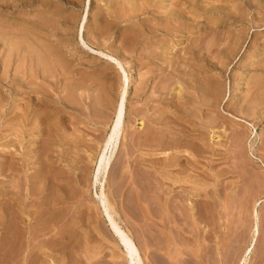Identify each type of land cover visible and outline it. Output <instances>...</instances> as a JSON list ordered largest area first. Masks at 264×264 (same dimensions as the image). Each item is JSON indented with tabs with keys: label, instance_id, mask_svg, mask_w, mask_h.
<instances>
[{
	"label": "rangeland",
	"instance_id": "374dc122",
	"mask_svg": "<svg viewBox=\"0 0 264 264\" xmlns=\"http://www.w3.org/2000/svg\"><path fill=\"white\" fill-rule=\"evenodd\" d=\"M165 2L166 0H0V37H2L0 40V75L1 77L3 76V64H6L7 61L8 67L6 68V71L7 76H9L8 80L10 81L11 78L17 77V75L19 74L18 77L20 76L19 78L21 79L23 84L22 86H20L18 81H12V79V82L10 81L8 83L11 84L10 86L2 87L0 81V99L2 97V100L4 101V97H6L5 100L10 99L11 101L14 97L15 99H17L18 103L26 104V100L28 101H26L27 103H32L33 106L31 107V109H33L35 113H30V120H33L32 118L37 116L38 113L40 114L48 112V114L46 113L47 115L53 116L49 117L50 120L48 119V121H45L44 125L47 127H44V125H42V122L38 125V123L40 122L35 120L37 117H35L33 121L29 120V125L28 123H25V126H28L27 131L29 130L28 128H30L31 130L32 127H35L33 129L34 131H32L33 134H35L37 125L46 128L49 132L47 131V134L44 135L42 139L37 136L28 135V133L27 135H25V126L20 127L16 124L17 116L15 115L17 108L22 106L23 104H19L20 106L18 105L13 114H4L5 121L3 122L5 124L7 122L6 125H4V123H0V175L1 172H3L1 171L2 167H4L3 163L6 166L3 174L0 176V185H2L3 187L6 186L7 189L10 187L9 190L13 192L15 191V194L18 195V197L15 196V199L18 198L16 201L21 202V206L19 205V207L21 208L20 209L19 207H17L20 202H17V204L16 201H13V203H15L10 206L11 212L14 213L16 211V214L18 213V210L19 212L20 210H24L22 211L23 213H21V217H25V215L26 217L28 216L27 218L25 217L24 219L22 218L18 221L16 219L17 214L13 215V213H10V210H7L5 208V204H3V200L5 199H3V197H0V264H15V262L16 264H21V262L24 261L22 259H24V253L26 252L21 254L23 256H18V254L16 253L17 247L19 246V235L17 232L18 223L19 225L23 224L22 226L20 225L21 228H25V230L28 228L26 230L27 232L22 229V234H20V237L23 234L24 237H26V234L29 233L28 236L30 238H27V242L29 241L28 244L30 246L29 257H31L29 259V264H34V262L35 264H42V260L43 264H127V258L124 256V252L118 245L117 240L115 239L114 241L115 237L108 228V225L102 215V211L100 210L98 199L96 198V192H101L100 180L98 181L99 183L97 182L98 184H93L94 169L96 168V163L103 152L106 138L110 133V126L115 115L114 111L121 93V74L120 71L117 70V68H113L115 66L114 62H112L102 54L92 51L90 47L114 54L115 56L117 55V57L121 58L124 61L125 65L127 64L126 68L128 70V73L130 74L129 76L131 77V88L128 95L129 98L127 102V112L124 123V137L122 138L121 144L116 151L114 157L115 160H113L111 169L109 171V176L105 182V190L108 189L105 192H107V196L113 204V208H115L114 210L116 212H114L115 215L117 214V219L120 220L121 224L130 231L138 246L141 248L140 250L142 251L141 253L143 256L144 264H264V0H186L184 1L186 3H184L182 0H167V2ZM174 8L175 10H173ZM129 10H131L132 12ZM168 10L170 12H168ZM161 13H177V16L176 18H172V22H165L164 24V21L160 20L162 17ZM184 13H189V15ZM179 14H183L181 16H189L188 24L191 28L189 34L184 33L186 32L184 31L186 27V25L184 24L185 20L180 19L181 16ZM86 15L87 20L85 25V32L83 34L82 27ZM42 23L45 25H43ZM203 27L207 31L205 32L206 37L204 46L209 49H207L208 51H205L206 53L203 58L206 62H203V59L201 60L202 62L200 60L195 61L193 59L181 60L180 58H182L183 55L185 56L186 54L185 50L186 52H188V50L190 49V45L197 44L198 38L200 37L201 33L204 32ZM158 28L159 30H157ZM162 28L164 31L162 30ZM151 29L153 32L151 31ZM169 29L170 32H167V34L166 31H169ZM5 31L7 32V34ZM26 31L28 32L26 33ZM14 32L17 36L16 37L14 35L15 38L19 40H15L14 36L9 38L10 41H12L13 38V41L15 40L16 42L14 41V43H12L13 41L9 42V39L6 40L8 36H12L8 34H14ZM182 32L184 35H182ZM4 33L6 34V36H4ZM22 39L23 42L20 43L19 41H22ZM181 39L185 42L181 43ZM25 41L27 43H25ZM32 41H34V43H32ZM2 42H4L5 44ZM234 42H237L238 45H240L238 46ZM8 43H11L10 46H8ZM16 43L17 45L20 44L21 46H17ZM29 44H32L33 48L36 47L37 50L33 49ZM37 45H39V47L41 48H37ZM235 45L237 46L235 47ZM14 46H16V48H14ZM19 47L21 49V55L20 51H18V55L15 53L17 51L14 52V50H19ZM24 47L27 48L24 49ZM30 48H32L33 52L35 53H33L32 51L31 52L33 54L27 52L28 50H30ZM234 48L235 50L237 48L238 49L235 51ZM11 49L14 50L12 51ZM39 49H42V51H40ZM54 49H56V51ZM22 50L25 52L23 53ZM37 52H41V54L43 52L45 54V58H47L48 60H44L45 58H43L42 55V57H39V55H37ZM23 54L27 55H24V59L22 58ZM31 54L34 55L32 56L33 59L31 58V56H28ZM155 56H158V58L154 59L156 62L154 60L152 62L151 60ZM27 57L29 58V60L31 59L30 61L33 60L31 63L29 62L32 65L28 63L29 60H26ZM151 57L152 59H150ZM191 60L193 61L191 62ZM44 62L45 64H43ZM169 62H171V65ZM179 62L181 64L178 65ZM24 63H26V66ZM173 63H175V65ZM218 63L219 66L217 65ZM146 65L149 67H147ZM43 66L45 67L43 68ZM176 68H178V71H186V74L183 73V71L177 72L175 70ZM20 71H22V74ZM25 71L30 72L25 73ZM173 71L175 72L173 73ZM200 71L203 72L202 74H204L207 80L209 79L208 83H213L216 80H218L216 82L218 84H221V82L223 83V96L221 95L219 97L220 99H215V97H212L213 95H207L209 101H207L206 107H201V105L199 104H195V106H192L190 109H192L191 113L194 114V116H191L190 118L187 117L186 114L184 115L182 112L172 114V110L180 105L179 103L182 96L184 97L190 95V91L188 92L189 88L187 86L190 80V76L188 74H195L196 72ZM16 72L17 74H15ZM152 72L154 73V75ZM175 73L177 77L176 75H172ZM27 75H29L30 78ZM44 75H47V77H45ZM149 77L151 78V80ZM183 77L185 79H183ZM27 78L30 83L26 82L25 85L27 84L28 86L25 87L23 81H26ZM168 83L174 90H165V86ZM156 84L159 86L157 87ZM27 88L32 89L35 92L30 93V96L29 94L27 96V94H25ZM180 88L182 89L181 92ZM44 89H46L47 91ZM156 89H160V93H156ZM183 90L187 91V93L185 92L183 94ZM41 91L47 92L45 93L46 95L44 98ZM172 92L173 94H171ZM56 94L58 97H56ZM81 94H84V96ZM179 95H181V97ZM33 96L35 99L33 98ZM212 98L213 100L215 99L216 102H213V100H211ZM53 99L56 100L54 101ZM183 99L184 98H182V100ZM40 101H42V103H39ZM112 102H114L115 104ZM181 102L183 103L184 100ZM36 103L40 107H37ZM214 103L218 105L216 106ZM165 107H167L168 109H166ZM169 108L172 109L171 112ZM96 113H98V115ZM197 114L198 116H196ZM162 115L164 116L161 117ZM183 116H185L186 118ZM1 117L2 116L0 112V120H2ZM155 117L157 118L156 122L154 119ZM158 117L161 118L160 121L158 120ZM168 119L173 122L172 124L175 123L176 125L171 124V126H169L168 123L165 124V121H167ZM174 119L178 121L176 122ZM34 121L37 122L35 123ZM142 122L144 123L142 124ZM161 124H164L165 126ZM188 124H190L191 127H189L190 125ZM208 126L212 127H210L211 130L210 128H207ZM103 128L106 129V131ZM17 130L18 133H16ZM20 130H22V132ZM53 131H55V133H53ZM155 131H157V133ZM165 131L167 134H165ZM212 131H215V133H218V135H220L219 142L216 141V138L212 139ZM172 133L174 134L172 135ZM22 134L23 136H25V140H22ZM151 134H156L158 136H181L182 142L180 143V145H175L176 147L173 146L168 150L167 148H163L162 150L160 149V151L159 148L150 149L148 147L143 148V146L139 147V145H142V141L147 138L146 136L149 137ZM189 135H192L191 137L193 141ZM54 139H56V143ZM199 140H201V142H198ZM6 141L8 142V147H6L7 149L4 148V144L7 145ZM10 141L12 142V144ZM185 142H192L191 144L194 145L192 146L193 148L191 146V148L187 147ZM182 144L185 145L183 149L188 148L189 150L186 149V151H183V153H178V148L179 146H182ZM127 145L128 147H126ZM200 145H202V147ZM210 145H212V147ZM209 146L211 148H209ZM138 147L143 150L141 151ZM214 147H216V151ZM245 147L247 150L245 149ZM174 149L178 150L176 151ZM197 150H199V152ZM212 150L214 153L212 152ZM34 151H36V153ZM170 151L172 156L180 154V156H182L184 160L189 161L191 160V158H193L192 154L190 155V153H193L195 151V153H193L195 154L193 158L194 160L191 161H195L196 164L199 163L197 166L199 168L201 167L199 169L200 173L206 176L211 175L210 177L213 176L212 174H214L215 171H220L223 174H221L220 176L221 180L212 177L214 180H219V182H216V180L214 181L212 178L209 179V183L211 185L209 184L206 190H204L203 192L201 191L199 197H197L198 199L195 198V202L193 200V205H184L185 210H183L186 216L182 215V221H180L178 227L175 226L177 227V231L174 230L177 248L176 246H174L175 244H171V247L173 249L175 247L174 250L171 249V247L167 246L169 243L167 244V241L165 240H168L169 238H166V234H164V238L162 234V228L160 224L165 223L162 221L163 212L161 209L163 208L160 205L161 201L158 202V199L155 195V190H152L153 193L152 191L150 193L148 192L147 200L149 202H147V200H145V202L143 200L142 202H139V200L137 199H140V189L138 185L132 184V181L134 179L132 169H134L135 166H138V161L141 157H144L145 159V156H147L146 160H150V158L151 160H161L163 158L165 159V157H170ZM132 152H134V155ZM130 153H132V155ZM144 153L146 154L144 155ZM39 156H42V158L40 157V159ZM128 156L130 158H128ZM249 156L251 157V159ZM4 157L7 158L5 159ZM10 159L13 160L11 169H9L8 167V165L11 163ZM198 159L201 161H199ZM24 161L28 162L25 164ZM231 161L234 162L232 163ZM41 163L43 164V166ZM126 166H128V168ZM210 166H213L214 168H211ZM119 171L121 174L119 173ZM128 171H130V173H128ZM36 177L39 178L36 179ZM153 177L155 178L156 175ZM48 182L50 183L48 184ZM153 183L148 184L151 189L152 186H155L154 181ZM218 185H220V187ZM2 186L0 188H2ZM137 188L138 190H136ZM232 188L236 189L233 190ZM151 196L152 198H150ZM55 199L57 200V202ZM58 200H60L61 202ZM133 200L135 204L133 203ZM171 208L172 210H174L173 207ZM255 208L258 211L259 231L257 235L254 227ZM170 210V208L165 209L166 213ZM176 211L178 212V210ZM4 212L5 214L7 213L8 217L7 215L5 216ZM169 214L170 213H168V216ZM53 218H55V221L52 220ZM1 220L4 222L2 223ZM23 220L24 223L25 221L27 222L25 224L28 226L22 223ZM4 224H10V226L8 227ZM170 226L173 229V225L170 224ZM3 227H7L6 230L4 229L5 232L2 229ZM153 227L154 229L156 227L157 228L154 230ZM189 230L191 233L189 232ZM31 246L33 249L31 248ZM168 248H170V250ZM180 249H183V251L185 252H182V250ZM179 250L181 253L179 252Z\"/></svg>",
	"mask_w": 264,
	"mask_h": 264
},
{
	"label": "bare ground",
	"instance_id": "6f19581e",
	"mask_svg": "<svg viewBox=\"0 0 264 264\" xmlns=\"http://www.w3.org/2000/svg\"><path fill=\"white\" fill-rule=\"evenodd\" d=\"M3 1V0H2ZM5 1V0H4ZM23 1V0H22ZM163 1V0H162ZM165 1V0H164ZM183 2L184 1H186V0H182ZM192 1V0H191ZM194 1V0H193ZM203 1V0H202ZM7 2V1H6ZM131 2H133V1H131ZM140 2V1H139ZM166 2H167V0H166ZM165 2V3H166ZM182 2V3H183ZM215 2V1H214ZM230 2V1H229ZM247 2V1H246ZM245 2V3H246ZM256 2V1H255ZM8 3V2H7ZM6 3V4H7ZM156 3V2H155ZM181 3V4H182ZM184 3H186V2H184ZM183 3V4H184ZM207 3V2H206ZM218 3V2H217ZM3 4V3H2ZM164 4V3H163ZM231 4V3H230ZM170 5V4H169ZM178 5V4H177ZM197 5V4H196ZM150 6V5H149ZM167 6V5H166ZM175 6V5H174ZM188 6V5H187ZM228 6H229V4H228ZM17 7V6H16ZM177 7V6H176ZM180 7V6H179ZM178 7V8H179ZM185 7V6H184ZM190 7V6H189ZM222 7V6H221ZM151 8V7H150ZM192 8V7H191ZM196 8V7H195ZM159 9V8H158ZM181 9V8H180ZM183 9V8H182ZM147 10V9H146ZM173 10H175V8L173 9ZM237 10V9H236ZM129 11H131V10H129ZM162 11V10H161ZM183 11V10H182ZM196 11V10H195ZM232 11V10H231ZM239 11V10H238ZM3 12V11H2ZM132 12V11H131ZM144 12V11H143ZM157 12V11H156ZM168 12H170L169 10H168ZM124 13V12H123ZM129 13V12H128ZM140 13V12H139ZM146 13V12H145ZM184 14H187V15H189V13H184ZM195 14V13H194ZM197 14V13H196ZM202 14H205V13H202ZM159 15V14H158ZM180 16L181 15H183V14H179ZM200 15V14H199ZM162 16V17H161ZM161 19L160 20H162V21H164V24H165V22H167V23H170V22H172V18L174 17V18H176V16H177V13H161ZM211 16V15H210ZM223 16V15H222ZM221 16V17H222ZM71 17V16H70ZM124 17V16H123ZM127 17V16H126ZM132 17V16H131ZM197 17V16H196ZM45 18V17H44ZM199 18V17H198ZM197 18V19H198ZM36 19V18H35ZM48 19V18H47ZM142 19V18H141ZM149 19V18H148ZM147 19V20H148ZM155 19V18H154ZM180 19H184L185 21H184V24L186 25V27H185V30L184 31H186V32H184V33H188L189 34V32L191 31V28L189 27V24H188V21H189V16L187 17V16H181V18ZM193 19V18H192ZM1 20V19H0ZM86 20H87V15L85 16V21L83 22V27H82V29H83V34H84V32H85V25H86ZM220 20V19H219ZM31 21V20H30ZM104 21H105V19H104ZM230 21V20H229ZM3 22V21H2ZM140 22V21H139ZM147 22H149V21H147ZM16 23V22H15ZM37 23V22H36ZM45 23V22H44ZM48 23V22H47ZM71 23V22H70ZM144 23V22H143ZM155 23V22H154ZM225 23V22H224ZM43 24V23H42ZM147 24V23H146ZM191 24V23H190ZM205 24H207V23H205ZM215 24H217V23H215ZM5 25V24H4ZM9 25V24H8ZM43 25H45V24H43ZM42 25V26H43ZM155 25V24H154ZM2 26V25H1ZM11 26V25H10ZM19 26H20V24H19ZM48 26V25H47ZM135 26V25H134ZM137 26V25H136ZM147 26V25H146ZM150 26V25H149ZM157 26V25H156ZM192 26V25H191ZM3 27V26H2ZM26 27V26H25ZM95 27V26H94ZM131 27V26H130ZM171 27V26H170ZM7 28V27H6ZM20 28V27H19ZM141 28V27H140ZM151 28V27H150ZM157 28V27H156ZM207 28H208V26H207ZM9 29V28H8ZM7 29V30H8ZM24 29V28H23ZM216 29V28H215ZM28 30V29H27ZM36 30V29H35ZM47 30V29H46ZM146 30V29H145ZM144 30V31H145ZM157 30H159V28L157 29ZM162 30H163V28H162ZM203 30H204V32L203 33H201V35H200V37L198 38V40H197V44L196 45H190L189 46V50H188V52H186V50H185V56L183 55V57L182 58H180L181 60L183 59V60H190V59H193V60H202L203 58H204V56H205V51H208L209 49L208 48H206V46H204V41H205V32H207L206 31V29L203 27ZM13 31H14V29H13ZM24 31V30H23ZM38 31V30H37ZM107 31V30H106ZM143 31V30H142ZM141 31V32H142ZM151 31H152V29H151ZM155 31V30H154ZM164 31V30H163ZM166 31V30H165ZM181 31V30H180ZM202 31V30H201ZM6 32V31H5ZM28 31H26V33H27ZM29 32H32V31H29ZM42 32V31H41ZM103 32H104V30H103ZM108 32V31H107ZM153 32V31H152ZM167 32H170V29H169V31H166V33ZM241 32V31H240ZM157 33V32H156ZM173 33V32H172ZM236 33V32H235ZM234 33V34H235ZM237 33H238V31H237ZM5 34V33H4ZM3 34V35H4ZM6 34H7V32H6ZM6 34L4 35V36H6ZM16 33L14 32V34H8V35H12V36H8V38L6 39V40H8L9 39V42H12L13 41V38H12V41H10V38L9 37H13L14 35H15ZM31 34V33H30ZM41 34V33H40ZM45 34V33H44ZM107 34V33H106ZM148 34V33H147ZM168 34V33H167ZM178 34V33H177ZM193 34V33H192ZM2 35V36H3ZM20 35V34H19ZM28 35V34H27ZM98 35V34H97ZM96 35V36H97ZM134 35V34H133ZM136 35V34H135ZM143 35V34H142ZM146 35V34H145ZM173 35H175V34H173ZM182 35H184L183 34V32H182ZM230 35V34H229ZM16 36V35H15ZM15 36H14V38H15ZM37 36H38V34H37ZM40 36H43V35H40ZM95 36V37H96ZM138 36H139V34H138ZM151 36V35H150ZM162 36V35H161ZM165 36H166V34H165ZM189 36V35H188ZM196 36V35H195ZM232 36V35H231ZM17 37V36H16ZM19 37V36H18ZM21 37H23V36H21ZM26 37V36H25ZM98 37V36H97ZM107 37V36H106ZM160 37V36H159ZM158 37V38H159ZM241 37V36H240ZM1 38L2 37H0V40H1ZM130 38V37H129ZM149 38V37H148ZM157 38V37H156ZM183 38V37H182ZM195 38V37H194ZM209 38V37H208ZM231 38V37H230ZM5 39V38H4ZM17 38H15V40H16ZM26 39H28V38H26ZM35 39H36V37H35ZM187 39V38H186ZM193 39V38H192ZM197 39V38H196ZM5 40V41H6ZM14 40V41H15ZM17 40H19V39H17ZM38 40V39H37ZM49 40V39H48ZM100 40V39H99ZM126 40H127V38H126ZM129 40V39H128ZM141 40H142V38H141ZM148 40V39H147ZM150 40V39H149ZM14 41L12 42V43H14ZM40 41H42V40H40ZM146 41V40H145ZM152 41V40H151ZM178 41H180V40H178ZM213 41V40H212ZM236 41V40H235ZM7 42V41H6ZM16 42V41H15ZM20 43H22L23 42V39H22V41H19ZM18 42V43H19ZM132 42V41H131ZM139 42V41H138ZM174 42V41H173ZM181 43H184L185 41H182V39H181V41H180ZM209 42H211V41H209ZM2 43H4V42H2ZM25 43H27L26 41H25ZM32 43H34V41H32ZM106 43V42H105ZM144 43H146V42H144ZM148 43V42H147ZM224 43V42H223ZM235 43V42H234ZM234 43H233V46H234ZM239 43H240V41H239ZM5 44V43H4ZM9 44V43H8ZM7 44V45H8ZM11 44V43H10ZM10 44L8 45V46H10ZM38 44V43H37ZM156 44V43H155ZM227 44V43H226ZM235 44H237L238 45V43L236 42ZM15 45V44H14ZM16 45H17V43H16ZM18 45H20V44H18ZM17 45V46H18ZM24 45V44H23ZM30 45V44H29ZM50 45V44H49ZM148 45V44H147ZM189 45V44H188ZM217 45H218V43H217ZM220 45V44H219ZM225 45V44H224ZM237 45H235V47L237 46ZM240 45V44H239ZM238 45V46H239ZM5 46V45H4ZM21 46V45H20ZM27 46V45H26ZM30 46H32V48H33V45L31 44ZM133 46V45H132ZM131 46V47H132ZM135 46V45H134ZM186 46V45H185ZM208 46H210V45H208ZM216 46V45H215ZM221 46V45H220ZM219 46V47H220ZM155 47V46H154ZM163 47H164V45H163ZM225 47V46H224ZM243 47V46H242ZM14 48H16V46H14ZM25 48H27V47H24V49ZM32 48H30V50H26L27 52H30V53H32L33 52V50H32ZM37 48H41V47H39V45H37ZM134 48V47H133ZM150 48V47H149ZM175 48V47H174ZM185 48V47H184ZM215 48V47H214ZM218 48V47H217ZM230 48V47H229ZM33 49H35V50H37L36 49V47L35 48H33ZM43 49V48H42ZM42 49L40 50V51H42ZM90 49L92 50V51H94V52H98V53H100V54H102L103 56H105L106 58H108L109 60H111L112 62H114V64H115V66L113 67V68H117V70L118 71H120V74H121V82H122V84H121V93H120V96H119V99H118V101H117V105H116V108H115V115H114V117H113V120H112V123H111V126H110V133H109V135L107 136V138H106V141H105V144H104V148H103V152H102V154L100 155V157H99V159H98V161H97V163H96V168L94 169V183L93 184H98L99 182V180H100V183H101V192L99 193V192H96V198L98 199V202H99V205H100V210L102 211V215H103V217H104V219H105V221H106V223H107V225H108V228H109V230L111 231V233H113V236L115 237L114 238V241H115V239L117 240V243H118V245L120 246V248L123 250V252H124V256L127 258L126 260H127V264H144V260H143V256H142V251L140 250L141 248L138 246V244H137V242L135 241V239H134V237L132 236V234L130 233V231L129 230H127L122 224H121V222H120V220H118L117 219V217H116V215H115V208H113V204L111 203V201L109 200V198H108V196H107V192H105L106 190H108V189H106L105 190V182H106V180H107V178H108V176H109V171H110V169H111V166H112V163H113V160H115L114 159V157H115V154H116V151L118 150V148H119V146H120V144H121V140H122V138L124 137L123 136V134H124V123H125V117H126V112H127V102H128V95H129V91H130V88H131V77L129 76L130 74L128 73V70H127V68H126V65H125V63H124V61L121 59V58H119V57H117V55L115 56L114 54H111V53H108V52H104V51H102V50H98V49H94V48H92V47H90ZM144 49V48H143ZM146 49V48H145ZM158 49V48H157ZM171 49V48H170ZM186 49V48H185ZM208 49V50H207ZM233 49V48H232ZM238 49V48H237ZM236 49V50H237ZM240 49V48H239ZM12 50V49H11ZM14 50V49H13ZM12 50V51H13ZM21 49H20V47H19V50H14V52L15 51H17V52H15L16 54L17 53H19L18 51H20ZM38 50V51H39ZM55 51H56V49H54ZM132 50V49H131ZM161 50V49H160ZM177 50V49H176ZM230 50V49H229ZM234 50H235V48H234ZM234 50H233V52H234ZM235 50V51H236ZM6 51V50H5ZM32 51V52H31ZM43 51H45V50H43ZM58 51V50H57ZM168 51V50H167ZM216 51V50H215ZM22 52L24 53L25 51H23L22 50ZM26 52V53H27ZM51 52V51H50ZM137 52V51H136ZM143 52V51H142ZM240 52V51H239ZM29 53V54H30ZM33 53H35V52H33ZM32 53V54H33ZM38 54L37 55H39V57H42L43 56V58H45V54L42 52V54H41V52H37ZM56 53V52H55ZM54 53V54H55ZM113 53V52H112ZM155 53H157V52H155ZM173 53V52H172ZM177 53V52H176ZM184 53V52H183ZM211 53V52H210ZM28 54V53H27ZM28 55L29 57L31 56V58H32V56H34V55ZM175 54V53H174ZM214 54V53H213ZM9 55V54H8ZM18 55V54H17ZM20 55H21V51H20ZM24 55H26V54H23V59L25 58V56ZM42 55V56H41ZM52 55V54H51ZM58 55H60V54H58ZM146 55V54H145ZM164 55V54H163ZM179 55V54H178ZM11 56V55H10ZM27 56V55H26ZM144 56V55H143ZM165 56V55H164ZM176 56V55H175ZM182 56V55H181ZM5 57V56H4ZM3 57V58H4ZM19 57V56H18ZM163 57V56H162ZM171 57H172V55H171ZM215 57V56H214ZM231 57V56H230ZM61 58V57H60ZM60 58H58V59H60ZM147 58V57H146ZM158 58V56L156 57H154L153 59H152V57L150 58V59H152L151 61L153 62V60L154 59H157ZM161 58V57H160ZM159 58V59H160ZM170 58V57H169ZM206 58V57H205ZM33 59V58H32ZM148 59V58H147ZM146 59V60H147ZM207 59V58H206ZM3 60H5V59H3ZM8 60H9V58H8ZM18 60V59H17ZM27 61L29 60V58L27 57V59H26ZM31 60V59H30ZM28 61V63L30 62H32V61ZM43 60V59H42ZM44 60H48L47 58H45ZM43 60V61H44ZM145 60V61H146ZM149 60V59H148ZM147 60V61H148ZM178 60V59H177ZM193 60H191V62L193 61ZM222 60V59H221ZM25 61V60H24ZM23 61V62H24ZM38 61V60H37ZM43 61H41V62H43ZM155 61V60H154ZM194 61V62H195ZM203 62H206L205 61V59H203L202 60ZM201 61V62H202ZM227 61V60H226ZM46 62V61H45ZM45 62L43 63V64H45ZM56 62V61H55ZM54 62V63H55ZM126 62V61H125ZM150 62V61H149ZM156 62V61H155ZM166 62V61H165ZM2 63V62H1ZM29 63V64H30ZM40 63V62H39ZM161 63V62H160ZM170 63V65H171V62H169ZM190 63V62H189ZM228 63V62H227ZM6 64H7V61H6ZM6 64H3V67H4V72H3V76L1 77V75H0V81H1V86L3 87V86H10L11 84H8L12 79V81H18L19 82V84H20V86H22L23 84H22V81H21V79L18 77V75H17V77H13V78H11L10 79V81L8 80V78H9V76H7V71H6V68L8 67V64L6 65ZM18 64V63H17ZM25 64V66H26V63H24ZM174 65H175V63H173ZM179 64H181L180 62L178 63V65ZM203 64H206V63H203ZM13 65V64H12ZM20 65V64H19ZM18 65V66H19ZM30 65H32V64H30ZM39 65V64H38ZM57 65V64H56ZM143 65V64H142ZM151 65V64H150ZM178 65H176V66H178ZM213 65V64H212ZM218 66H219V63L217 64ZM2 66V65H1ZM46 66V65H45ZM45 66H43V68L45 67ZM147 66V65H146ZM158 66V65H157ZM192 66V65H191ZM14 67V66H13ZM27 67H28V65H27ZM31 67V66H30ZM40 67V66H39ZM53 67V66H52ZM147 67H149V66H147ZM160 67V66H159ZM158 67V68H159ZM162 67V66H161ZM186 67V66H185ZM197 67V66H196ZM204 67V66H203ZM1 68V67H0ZM20 68V67H19ZM58 68V67H57ZM151 68V67H150ZM157 68V69H158ZM183 68V67H182ZM202 68V67H201ZM107 69V68H106ZM155 69V68H154ZM163 69V68H162ZM171 69V68H170ZM205 69V68H204ZM2 70V71H3ZM24 70V69H23ZM105 70V69H104ZM164 70V69H163ZM177 72H180V71H183V70H180V71H178V68H176L175 69ZM207 70V69H206ZM209 70V69H208ZM39 71V70H38ZM56 71V70H55ZM150 71H151V69H150ZM160 71H161V69H160ZM188 71H189V69H188ZM211 71V70H210ZM15 72V71H14ZM21 72V74H22V71H20ZM19 72V73H20ZM30 72V71H29ZM29 72H26L25 71V73H29ZM147 72V71H146ZM157 72V71H156ZM163 72V71H162ZM166 72H168V71H166ZM175 71H173V73H174ZM186 71H183V73H185ZM24 73V72H23ZM24 73V74H25ZM74 73V72H73ZM153 73V72H152ZM160 73V72H159ZM182 73V74H183ZM203 72L202 71H200V72H196L195 74L194 73H190V74H188L189 76H190V80H189V84H187V86H188V88H189V90H188V88H187V90H188V92L190 91V95H192V96H182V98H184L183 100H184V102L182 103L181 101H183L182 100V98H181V100H180V105L179 106H177V107H175L174 108V110H172L171 108H169L170 109V112H171V110H172V114H177V112H182L184 115L186 114V116L187 117H191V116H194V114H192L191 113V111H192V109H190L192 106H195V104H199V105H201V107H206V103H207V101H209V99H208V97H207V95L209 96H211V95H213L212 97L214 98L215 97V99H218L221 95H222V93H224L223 92V89H224V86H222V82H221V84H218V83H216L218 80H216V81H214L213 83H208L209 82V79L207 80L206 78H205V76H204V74H202ZM15 74H17V72L15 73ZM14 74V75H15ZM33 74H34V72H33ZM47 74V73H46ZM70 74V73H69ZM123 74V75H122ZM141 74V73H140ZM162 74V73H161ZM165 74V73H164ZM186 74V73H185ZM210 74V73H209ZM26 75V74H25ZM48 75V74H47ZM47 75H44L45 77H47ZM79 75H80V73H79ZM78 75V76H79ZM106 75V74H105ZM148 75V74H147ZM149 75H151V74H149ZM153 75H154V73H153ZM160 75V74H159ZM170 75H171V73H170ZM169 75V76H170ZM172 75H176V73L175 74H172ZM22 76V75H21ZM28 77H29V75H27ZM40 76H41V74H40ZM50 76V75H49ZM52 76V75H51ZM56 76V75H55ZM72 76V75H71ZM107 76V75H106ZM119 76V75H118ZM141 76H143V75H141ZM179 76V75H178ZM188 76V77H189ZM207 76H209V75H207ZM23 77V76H22ZM26 77V76H25ZM85 77V76H84ZM150 77H152V76H150ZM149 77V78H150ZM172 77V76H171ZM176 77H177V75H176ZM175 77V78H176ZM185 77V76H184ZM183 77V79H185ZM30 78V77H29ZM41 78V77H40ZM53 78H55V77H53ZM52 78V79H53ZM81 78V77H80ZM90 78V77H89ZM119 78V77H118ZM142 78V77H141ZM140 78V79H141ZM148 78V77H147ZM210 78V77H209ZM164 79V78H163ZM217 79V78H216ZM25 80V79H24ZM30 80V79H29ZM78 80V79H77ZM105 80V79H104ZM103 80V81H104ZM116 80V79H115ZM133 80V79H132ZM139 80V79H138ZM146 80V79H145ZM150 80H151V78H150ZM165 80V79H164ZM174 80V79H173ZM172 80V81H173ZM181 80V79H180ZM222 80V79H221ZM11 81V82H12ZM98 81V80H97ZM108 81V80H107ZM111 81V80H110ZM117 81V80H116ZM154 81V80H153ZM161 81V80H160ZM187 81V80H186ZM202 81V82H201ZM210 81H211V79H210ZM264 81V80H263ZM24 82V85H25V83L26 82H28V83H30V81H28V78L26 79V81H23ZM31 82H33V81H31ZM46 82V81H45ZM76 82V81H75ZM140 82V81H139ZM143 82H145V81H143ZM147 82V81H146ZM178 82V81H177ZM182 82V81H181ZM254 82V81H253ZM15 83V82H14ZM39 83V82H38ZM109 83V82H108ZM112 83V82H111ZM142 83V82H141ZM183 83V82H182ZM185 83V82H184ZM188 83V82H187ZM16 84V83H15ZM71 84V83H70ZM79 84V83H78ZM81 84V83H80ZM83 84V83H82ZM102 84V83H101ZM147 84V83H146ZM166 84V83H165ZM174 84V83H173ZM173 84H172V86H173ZM186 84V83H185ZM263 84V83H262ZM31 85V84H30ZM59 85V84H58ZM64 85V84H63ZM73 85H75V84H73ZM87 85V84H86ZM90 85V84H89ZM103 85V84H102ZM117 85V84H116ZM144 85V84H143ZM157 85V84H156ZM155 85V86H156ZM248 85V84H247ZM26 86H28L27 84L25 85V87ZM38 86V85H37ZM49 86V85H48ZM71 86V85H70ZM154 86V85H153ZM159 85H157V87H158ZM186 86V87H187ZM13 87V86H12ZM11 87V88H12ZM18 87V86H17ZM96 87V86H95ZM139 87V86H138ZM156 87V88H157ZM163 87V86H162ZM1 88V87H0ZM68 88V87H67ZM77 88V87H76ZM83 88V87H82ZM81 88V89H82ZM146 88V87H145ZM226 88V87H225ZM24 89V88H23ZM47 89V88H46ZM46 89H44V90H46ZM52 89H54V88H52ZM59 89V88H58ZM102 89V88H101ZM118 89V88H117ZM143 89H144V87H143ZM153 89V88H152ZM7 90V89H6ZM11 90V89H10ZM65 90V89H64ZM67 90V89H66ZM99 90V89H98ZM165 90H167V91H172V90H174L171 86H170V84L168 83L166 86H165ZM263 90V89H262ZM47 91V90H46ZM46 91H41L42 92V94H43V98L45 97V93H47ZM50 91V90H49ZM49 91H48V93H49ZM75 91H77V90H75ZM81 91V90H80ZM158 91V92H157ZM160 91V89H156V93H160L159 92ZM163 91H164V89H163ZM182 91V89L180 88V92ZM17 92H18V90H17ZM20 92V91H19ZM35 91L34 90H32V89H26V92H25V94H27V96H28V94H29V96H30V93H34ZM62 92V91H61ZM65 92V91H64ZM117 92H118V90H117ZM144 92V91H143ZM153 92H155V91H153ZM187 93V91H184L183 90V94L184 93ZM22 93V92H21ZM63 93V92H62ZM68 93V92H67ZM84 93H85V91H84ZM90 93V92H89ZM98 93V92H97ZM112 93V92H111ZM156 93H155V96H156ZM212 93V94H211ZM152 94H154V93H152ZM171 94H173V92L171 93ZM262 94V93H261ZM16 95V94H15ZM24 95V94H23ZM36 95V94H35ZM60 95H62V94H60ZM74 95V94H73ZM81 95H83L84 96V94H81ZM103 95V94H102ZM138 95V94H137ZM159 95V94H158ZM182 95V94H181ZM181 95H179L180 97H181ZM6 96H7V94H6ZM14 96V95H13ZM37 96V95H36ZM149 96V95H148ZM154 96V95H153ZM171 96V95H170ZM223 96V95H222ZM26 97V96H25ZM56 97H58L57 96V94H56ZM63 97V96H62ZM108 97H110V96H108ZM138 97V96H137ZM136 97V98H137ZM180 97H179V99H180ZM5 98L6 97H4V101L2 100V97H1V99H0V112H1V119L2 120H0L1 122L0 123H4L3 121H5L4 120V114H13V112L16 110V108L18 107V105L19 104H23V103H18V101H17V99H15L14 97H13V100H11L10 101V99L9 100H5ZM9 98V97H8ZM20 98V97H19ZM33 98H34V96H33ZM60 98V97H59ZM76 98V97H75ZM97 98V97H96ZM99 98V97H98ZM112 98V97H111ZM116 98V97H115ZM132 98V97H131ZM148 98V97H147ZM161 98V97H160ZM211 98V97H210ZM213 98L211 99V100H213ZM223 98V97H222ZM221 98V99H222ZM35 99V98H34ZM48 99H50V98H48ZM62 99V98H61ZM152 99V98H151ZM157 99V98H156ZM170 99V98H169ZM215 99L213 100V102L215 101ZM220 99V98H219ZM54 100V99H53ZM56 100V99H55ZM54 100V101H55ZM64 100V99H63ZM67 100V99H66ZM90 100V99H89ZM100 100V99H99ZM111 100V99H110ZM153 100H154V97H153ZM158 100V99H157ZM161 100V99H160ZM163 100H165V99H163ZM172 100V99H171ZM20 101V100H19ZM27 101V100H26ZM25 101V103L26 104H23L22 106H20V107H18L17 108V111H16V115L15 116H17L16 118H17V125H19L20 127H23V126H25V123H28V125H29V123L30 122H28L29 120H30V113L31 112H34L35 113V111H33V109H31V107L33 106V104L32 103H27ZM30 101V100H29ZM48 101V100H47ZM60 101V100H59ZM144 101V100H143ZM219 101V100H218ZM217 101V102H218ZM221 101V100H220ZM35 102H37V101H35ZM85 102V101H84ZM88 102V101H87ZM157 102H159V101H157ZM174 102V101H173ZM212 102V103H213ZM216 102V101H215ZM39 103H42V101H40ZM54 103V102H53ZM105 103V102H104ZM109 103V102H108ZM112 103H114V102H112ZM138 103V102H137ZM146 103V102H145ZM182 103V104H181ZM211 103V102H210ZM37 104V103H36ZM45 104H46V102H45ZM48 104V103H47ZM67 104V103H66ZM76 104V103H75ZM89 104V103H88ZM99 104V103H98ZM97 104V105H98ZM115 104V103H114ZM154 104V103H153ZM215 104V103H214ZM254 104V103H253ZM144 105V104H143ZM148 105V104H147ZM162 105V104H161ZM170 105V104H169ZM176 105V104H175ZM216 105V104H215ZM218 105V104H217ZM216 105V106H217ZM220 105V104H219ZM231 105V104H230ZM258 105V104H257ZM256 105V106H257ZM37 107L39 106L38 104L36 105ZM44 106V105H43ZM46 106V105H45ZM65 106V105H64ZM78 106V105H77ZM35 107V106H34ZM40 107V106H39ZM42 107V106H41ZM58 107V106H57ZM90 107V106H89ZM103 107V106H102ZM142 107V106H141ZM155 107V106H154ZM198 107V106H197ZM210 107V106H209ZM213 107V106H212ZM259 107V106H258ZM98 108V107H97ZM106 108V107H105ZM148 108V107H147ZM150 108V107H149ZM166 109H168L167 107H165ZM193 108H195V107H193ZM216 108V107H215ZM63 109V108H62ZM64 109H66V108H64ZM100 109V108H99ZM129 109V108H128ZM35 110V109H34ZM59 110H60V108H59ZM80 110V109H79ZM94 110H95V108H94ZM134 110V109H133ZM194 110V109H193ZM253 110V109H252ZM42 111V110H41ZM58 111V110H57ZM93 111V110H92ZM140 111V110H139ZM151 111V110H150ZM168 111V110H167ZM166 111V112H167ZM201 111H202V109H201ZM209 111V110H208ZM38 112V111H37ZM44 112V111H43ZM60 112H62V111H60ZM63 112H65V111H63ZM68 112V111H67ZM72 112V111H71ZM129 112V111H128ZM144 112V111H143ZM163 112V111H162ZM197 112V111H196ZM195 112V113H196ZM214 112V111H213ZM237 112V111H236ZM47 114H48V112H46ZM46 113H36L37 114V116H35V117H37L35 120H37V121H39L40 123H38V125L39 124H41V122H42V125H44L45 124V121H48V119H49V117H51V116H49V115H47ZM57 113V112H56ZM74 113H75V111H74ZM89 113V112H88ZM145 113V112H144ZM217 113V112H216ZM218 113H219V111H218ZM234 113H235V111H234ZM245 113V112H244ZM15 114V113H14ZM53 114V113H52ZM65 114V113H64ZM95 114V113H94ZM97 115H98V113H96ZM104 114V113H103ZM141 114V113H140ZM139 114V115H140ZM180 114V113H179ZM199 114V113H198ZM198 114L196 115V116H198ZM210 114V113H209ZM54 115V114H53ZM90 115V114H89ZM88 115V116H89ZM105 115V114H104ZM129 115V114H128ZM144 115H146V114H144ZM148 115V114H147ZM165 115V114H164ZM164 115H162L161 117H163ZM204 115V114H203ZM212 115H213V113H212ZM248 115V114H247ZM257 115H258V113H257ZM34 116V115H33ZM69 116V115H68ZM72 116V115H71ZM132 116V115H131ZM174 116V115H173ZM206 116V115H205ZM252 116V115H251ZM14 117V116H13ZM34 117V118H35ZM53 117V116H52ZM84 117V116H83ZM99 117V116H98ZM153 117V116H152ZM174 117H176V116H174ZM183 117H185V116H183ZM249 117V116H248ZM6 118H8V117H6ZM34 118H32L33 120H34ZM61 118V117H60ZM72 118V117H71ZM104 118V117H103ZM128 118V117H127ZM159 118V117H158ZM177 118V117H176ZM186 118V117H185ZM197 118V117H196ZM204 118V117H203ZM218 118V117H217ZM221 118V117H220ZM112 119V118H111ZM146 119V118H145ZM155 119V122L157 121L156 119V117L154 118ZM160 119L161 118H159L158 120L160 121ZM171 119H173V118H171ZM183 119V118H182ZM198 119V118H197ZM215 119V118H214ZM223 119H224V117H223ZM16 120V119H15ZM33 120H30V121H33ZM50 120V119H49ZM58 120V119H57ZM78 120V119H77ZM143 120V119H142ZM175 120V119H174ZM196 120V119H195ZM206 120V119H205ZM247 120V119H246ZM11 121V120H10ZM36 121V122H37ZM51 121H52V119H51ZM55 121V120H54ZM59 121V120H58ZM108 121V120H107ZM130 121V120H129ZM137 121V120H136ZM135 121V122H136ZM141 121V120H140ZM163 121V120H162ZM161 121V122H162ZM176 121V120H175ZM178 121V120H177ZM176 121V122H177ZM193 121V120H192ZM9 122V121H8ZM35 122V121H34ZM35 122V123H36ZM44 122V123H43ZM63 122V121H62ZM145 122V121H144ZM144 122H142V124L144 123ZM148 122H150V121H148ZM166 123L165 124H169V126H171V124L173 123L171 120H167V121H165ZM185 122V121H184ZM195 122V121H194ZM202 122V121H201ZM210 122V121H209ZM213 122V121H212ZM218 122V121H217ZM47 123V122H46ZM67 123H68V121H67ZM79 123V122H78ZM96 123V122H95ZM105 123V122H104ZM141 123V122H140ZM146 123V122H145ZM158 123H160V122H158ZM180 123V122H179ZM206 123V122H205ZM1 124V125H2ZM6 124H7V122H6ZM5 123H4V125H6ZM24 124V125H23ZM32 124V123H31ZM30 124V125H31ZM61 124V123H60ZM93 124V123H92ZM107 124V123H106ZM157 124V123H156ZM175 124V123H174ZM174 124H172V125H174ZM181 124V123H180ZM179 124V125H180ZM14 125V124H13ZM36 126V124H35V126L37 127L36 129H35V134H33V132L32 131H34L33 129L35 128V127H32V129L30 130V128H28L29 130L27 131V127L25 126L24 127V130L26 131L24 134L25 135H27V133H28V135H31V136H37V137H39L40 139H42L43 138V136L44 135H46L47 134V129L46 128H44V127H47V126H45L44 125V127L43 126ZM70 125V124H69ZM130 125V124H129ZM133 125V124H132ZM152 125V124H151ZM159 125V124H158ZM158 125H157V127H158ZM161 125H164V124H161ZM176 125V124H175ZM188 125H190V124H188ZM3 126V125H2ZM58 126V125H57ZM68 126V125H67ZM66 126V127H67ZM72 126V125H71ZM104 126V125H103ZM135 126V125H134ZM133 126V127H134ZM155 126V125H154ZM165 126V125H164ZM186 126V125H185ZM234 126V125H233ZM18 127V126H17ZM19 127V128H20ZM99 127V126H98ZM102 127V126H101ZM138 127V126H137ZM145 127V126H144ZM149 127V126H148ZM151 127V126H150ZM156 127V128H157ZM189 127H191V125L189 126ZM211 127V126H210ZM209 126L207 127V128H210ZM224 127V126H223ZM4 128V127H3ZM16 128V127H15ZM26 128V129H25ZM105 128V127H104ZM103 128V129H104ZM165 128V127H164ZM183 128V127H182ZM186 128V127H185ZM199 128V127H198ZM212 128V127H211ZM211 128H210V130H211ZM214 128V127H213ZM231 128V127H230ZM5 129H7V128H5ZM10 129V128H9ZM21 129V128H20ZM51 129V128H50ZM52 129H55V128H52ZM68 129V128H67ZM96 129V128H95ZM170 129V128H169ZM175 129V128H174ZM179 129V128H178ZM232 129V128H231ZM23 130V129H22ZM22 130H20L21 132H22ZM72 130V129H71ZM100 130V129H99ZM105 131H106V129H104ZM153 130V129H152ZM167 130V129H166ZM185 130V129H184ZM10 131V130H9ZM70 131V130H69ZM147 131H149V130H147ZM170 131V130H169ZM175 131V130H174ZM203 131V130H202ZM216 131V130H215ZM215 131H212L211 133H212V139H217L216 141L217 142H219V139H220V135H218V133H215ZM245 131V130H244ZM249 131V130H248ZM24 132V131H23ZM49 132V131H48ZM138 132V131H137ZM156 133H157V131H155ZM192 132V131H191ZM16 133H18V130H17V132ZM31 133V134H30ZM53 133H55V131H53ZM57 133V132H56ZM64 133V132H63ZM106 133V132H105ZM127 133V132H126ZM171 133V132H170ZM176 133V132H175ZM178 133V132H177ZM182 133V132H181ZM180 133V134H181ZM232 133V132H231ZM238 133V132H237ZM8 134V133H7ZM51 134V133H50ZM73 134V133H72ZM93 134H94V132H93ZM128 134V133H127ZM154 134V133H153ZM165 134H167L166 133V131H165ZM174 133H172V135H173ZM240 134V133H239ZM238 134V135H239ZM19 135V134H18ZM68 135V134H67ZM148 135V134H147ZM169 135V134H168ZM158 136V135H150L149 137L148 136H146L147 138H145L142 142V145H139V147L140 146H143V148L144 147H148V148H150V149H158L159 148V151H160V149L162 150L163 148H167V150L169 149V148H172L173 146H177L178 144L180 145V143L182 142V137L180 136V137H177V136ZM196 135V134H195ZM241 135V134H240ZM23 134L21 135V138H23L22 140H25L24 138H25V136H23ZM53 136V135H52ZM56 136V135H55ZM55 136H54V138H55ZM63 136V135H62ZM70 136V135H69ZM129 136V135H128ZM140 136V135H139ZM157 136V137H156ZM183 136H184V134H183ZM188 136V135H187ZM190 136V135H189ZM192 136V135H191ZM190 136V137H191ZM19 137V136H18ZM27 137V136H26ZM50 137V136H49ZM95 137V136H94ZM144 137V136H143ZM199 137V136H198ZM243 137H245V136H243ZM47 138V137H46ZM58 138V137H57ZM56 138V139H57ZM82 138V137H81ZM126 138V137H125ZM184 138H187V137H184ZM206 138V137H205ZM231 138V137H230ZM48 139V138H47ZM56 139H54L55 140V143H56ZM80 139V138H79ZM84 139V138H83ZM191 139H192V137H191ZM204 139V138H203ZM1 140V139H0ZM85 140H87V139H85ZM94 140V139H93ZM185 140V139H184ZM197 140H198V138H197ZM205 140V139H204ZM242 140V139H241ZM128 141V140H127ZM126 141V142H127ZM135 141V140H134ZM189 141H191V140H189ZM192 141H193V139H192ZM195 141V140H194ZM215 141V140H214ZM225 141V140H224ZM227 141V140H226ZM7 142V141H6ZM11 142V141H10ZM184 142V141H183ZM198 142H201V140H199ZM203 142V141H202ZM223 142V141H222ZM15 143V142H14ZM13 143V144H14ZM54 143V144H55ZM137 143V142H136ZM186 143V146L187 147H192V146H194L193 144H191L190 142H185ZM11 144H12V142H11ZM31 144V143H30ZM65 144V143H64ZM67 144V143H66ZM74 144V143H73ZM98 144V143H97ZM195 144H196V142H195ZM198 144V143H197ZM203 144V143H202ZM24 145V144H23ZM53 145V144H52ZM70 145V144H69ZM122 145H123V143H122ZM233 145V144H232ZM27 146V145H26ZM81 146V145H80ZM96 146V145H95ZM175 146V147H176ZM201 147H202V145H200ZM204 146V145H203ZM211 147H212V145H210ZM209 146V148H211ZM214 146V145H213ZM2 147V146H1ZM6 147H8V142H7V145H5L4 144V148H6ZM24 147V146H23ZM23 147H22V149H23ZM43 147V146H42ZM55 147V146H54ZM97 147V146H96ZM95 147V148H96ZM99 147V146H98ZM126 147H128V145L126 146ZM138 147V148H139ZM183 147H185V145H183L182 144V146H179V151H178V153H183V151H186V149H188V148H186V149H183ZM190 147V148H191ZM201 147H199V148H201ZM63 148V147H62ZM94 148V149H95ZM142 148V147H141ZM193 148V147H192ZM233 148V147H232ZM7 149V148H6ZM33 149V148H32ZM36 149H37V147H36ZM47 149V148H46ZM52 149V148H51ZM60 149V148H59ZM69 149V148H68ZM127 149V148H126ZM133 149V148H132ZM140 149V148H139ZM177 149V150H178ZM195 149V148H194ZM214 149H215V151H216V147H214ZM228 149V148H227ZM235 149H236V147H235ZM245 149H246V147H245ZM18 150H20V149H18ZM136 150H138V149H136ZM141 150V149H140ZM143 150V149H142ZM141 150V151H142ZM172 150V149H171ZM174 150H176V149H174ZM176 150V151H177ZM189 150V149H188ZM196 150V149H195ZM204 150V149H203ZM247 150V149H246ZM245 150V151H246ZM16 151V150H15ZM146 151V150H145ZM191 151H192V149H191ZM198 152H199V150H197ZM207 151V150H206ZM221 151V150H220ZM219 151V152H220ZM237 151V150H236ZM244 151V150H243ZM242 151V152H243ZM35 153H36V151H34ZM83 152V151H82ZM91 152V151H90ZM131 152V151H130ZM144 152V151H143ZM150 152V151H149ZM153 152H154V150H153ZM153 152H152V156H153ZM167 152V151H166ZM212 152H213V150H212ZM241 152V153H242ZM23 153V152H22ZM61 153V152H60ZM98 153V152H97ZM125 153H127V152H125ZM133 153V155H134V152H132ZM132 153H130L131 155H132ZM151 153V152H150ZM193 153H195V151L193 152ZM193 153H190V155L192 154V157L194 158V155L195 154H193ZM214 153V152H213ZM232 153V152H231ZM246 153V152H245ZM45 154V153H44ZM53 154H55V153H53ZM65 154V153H64ZM146 153H144V155H145ZM149 154V153H148ZM169 154V153H168ZM170 154H171V151H170ZM173 154H175V153H173ZM216 154H219V153H216ZM251 154V153H250ZM20 155V154H19ZM68 155H69V153H68ZM125 155V154H124ZM141 155H143V154H141ZM140 155V156H141ZM160 155V154H159ZM166 155V154H165ZM213 155V154H212ZM233 155V154H232ZM239 155H241V154H239ZM247 155H248V153H247ZM6 156V155H5ZM44 156V155H43ZM93 156V155H92ZM139 156V157H140ZM168 156V155H167ZM170 156V155H169ZM215 156V155H214ZM264 156V155H263ZM10 157V156H9ZM42 158V156H39V158ZM50 157H51V155H50ZM54 157H56V156H54ZM64 157V156H63ZM84 157V156H83ZM132 157V156H131ZM146 157L147 156H145V159H144V157H141L140 158V160L138 161V166H135V168L134 169H132L133 171H132V174H133V176H134V179H133V181H132V184H135V185H138V187H139V189H140V199H137V200H139V202L141 201L142 202V200L145 202V200H147V198H148V192L150 193L152 190H155V192H156V197H157V199H158V202L159 201H161L160 203V205H161V207L163 208V209H161L162 210V212H163V218H162V221L163 222H165V223H161L160 225H161V228H162V234H163V236H164V234H166V238H169L168 240H165V241H167L166 243L168 244L167 246L168 247H171L173 244H175L174 246H176V248H177V245H176V242H175V236H174V230H176V228L178 227V225L180 224V221H182V219L183 218H181V216L183 215V216H186L185 215V212H184V210H185V204H186V206H187V204H190V205H193L194 204V202H195V198H197V197H199V195H200V193H201V191L203 192L204 190H206V188L209 186V179L210 178H217V179H220L221 180V178H220V176H221V172L220 171H215V173L214 174H212L213 176L212 177H210V176H206V175H204V174H202V173H200L199 172V169L201 168H199L197 165L199 164H196V162L195 161H191V160H194L193 158H191V160L189 161V160H184V158L182 157V156H180V154H177V155H175V156H172V154H171V156L170 157H168V158H166L165 157V159L163 158V159H161V160H155V159H152L151 160V158H150V160H146ZM160 157V156H159ZM185 157V156H184ZM187 157V156H186ZM198 157V156H197ZM200 157V156H199ZM213 157V156H212ZM234 157V156H233ZM250 157V156H249ZM5 158V157H4ZM7 158V157H6ZM5 158V159H6ZM34 158V157H33ZM40 158V159H41ZM95 158V157H94ZM124 158V157H123ZM128 158H130L129 156H128ZM127 158V159H128ZM154 158H156V157H154ZM157 158H158V156H157ZM230 158V157H229ZM45 159V158H44ZM160 159V158H159ZM186 159V158H185ZM196 159V158H195ZM214 159V158H213ZM243 159V158H242ZM249 159V158H248ZM250 159H251V157H250ZM22 160V159H21ZM36 160V159H35ZM55 160V159H54ZM61 160V159H60ZM71 160V159H70ZM92 160V159H91ZM95 160V159H94ZM197 160V159H196ZM199 160V159H198ZM233 160V159H232ZM10 161H11V163L8 165V167H9V169H11L12 168V163H13V160H11L10 159ZM43 161V160H42ZM45 161V160H44ZM50 161V160H49ZM48 161V162H49ZM58 161V160H57ZM65 161V160H64ZM137 161H136V163H137ZM199 161H201V160H199ZM198 161V162H199ZM213 161V160H212ZM237 161V160H236ZM25 162V164L28 162H26V161H24ZM23 162V163H24ZM31 162V161H30ZM47 162V163H48ZM55 162V161H54ZM122 162V161H121ZM232 162V161H231ZM234 162V161H233ZM232 162V163H233ZM9 163V162H8ZM7 163V164H8ZM22 163V164H23ZM39 163V162H38ZM44 163V162H43ZM67 163H69V162H67ZM75 163V162H74ZM31 164V163H30ZM42 164V163H41ZM40 164V165H41ZM51 164V163H50ZM66 164V163H65ZM244 164H246V163H244ZM3 165H4V167H2V170L1 171H3L4 172V170H5V164L3 163ZM53 165V164H52ZM62 165V164H61ZM83 165V164H82ZM125 165H126V162H125ZM134 165H135V163H134ZM246 165H248V164H246ZM251 165H254V164H251ZM28 166V165H27ZM42 166H43V164H42ZM122 166V165H121ZM129 166H130V161H129ZM242 166V165H241ZM53 167V166H52ZM75 167V166H74ZM86 167V166H85ZM127 168H128V166H126ZM211 167V166H210ZM28 168V167H27ZM67 168V167H66ZM77 168V167H76ZM89 168V167H88ZM130 168V167H129ZM132 168V167H131ZM211 168H214L213 166L211 167ZM210 168V169H211ZM26 169V168H25ZM45 169H48V168H45ZM57 169V168H56ZM123 169H126V168H123ZM231 169V168H230ZM240 169V168H239ZM251 169H252V167H251ZM21 170V169H20ZM23 170V169H22ZM38 170V169H37ZM40 170V169H39ZM151 170V171H150ZM258 170V169H257ZM10 171V170H9ZM29 171V170H28ZM43 171V170H42ZM84 171V170H83ZM116 171V170H115ZM122 171V170H121ZM212 171V170H211ZM214 171V170H213ZM242 171V170H241ZM3 172H1V175L3 174ZM15 172V171H14ZM13 172V173H14ZM25 172H27V171H25ZM59 172V171H58ZM43 173V172H42ZM60 173V172H59ZM67 173V172H66ZM83 173V172H82ZM119 173H120V171H119ZM123 173V172H122ZM128 173H130V171H128ZM137 173V174H136ZM204 173V172H203ZM227 173V172H226ZM225 173V174H226ZM230 173V172H229ZM6 174V173H5ZM50 174H52V173H50ZM111 174V173H110ZM121 174V173H120ZM119 174V175H120ZM242 174V173H241ZM259 174V173H258ZM0 175V176H1ZM43 175V174H42ZM56 175V174H55ZM131 175V174H130ZM156 175V177L154 178L153 176H155ZM209 175V174H208ZM223 175V174H222ZM7 176V175H6ZM81 176H82V174H81ZM131 177V176H130ZM209 177V178H208ZM25 178H26V176H25ZM39 178V177H38ZM37 177H36V179H38ZM212 178V179H213ZM251 178V177H250ZM20 179V178H19ZM51 179V178H50ZM79 179V178H78ZM83 179V178H82ZM81 179V180H82ZM110 179V178H109ZM40 180V179H39ZM38 180V181H39ZM87 180V179H86ZM89 180H90V177H89ZM214 180V179H213ZM216 180V179H215ZM214 180V181H215ZM252 180V179H251ZM25 181V180H24ZM28 181V180H27ZM153 181L155 182V186H152V189H151V187L148 185V184H150V183H153ZM253 181V180H252ZM46 182V181H45ZM98 182V183H97ZM112 182V181H111ZM118 182V181H117ZM128 182V181H127ZM216 182H219V180L217 181L216 180ZM50 182H48V184H49ZM60 183H62V182H60ZM113 183V182H112ZM215 183V182H214ZM257 183V182H256ZM52 184V183H51ZM50 184V185H51ZM90 184V183H89ZM154 184V183H153ZM153 184H151V185H153ZM221 184V183H220ZM249 184V183H248ZM262 184V183H261ZM264 184V183H263ZM17 185H18V183H17ZM37 185V184H36ZM211 185V184H210ZM216 185H217V183H216ZM250 185V184H249ZM2 185H0V187H1ZM21 186V185H20ZM44 186V185H43ZM54 186V185H53ZM111 186V185H110ZM114 186V185H113ZM215 186V185H214ZM219 187H220V185H218ZM48 187V186H47ZM90 187V186H89ZM129 187V186H128ZM218 187V188H219ZM10 188V187H9ZM9 188L7 189L6 188V186H2V188H0V197H3V199H5V200H3L4 202H3V204H5V208L7 209V210H10V213H13V212H11V207L10 206H12L14 203H13V201H16L17 199H15V196H17L18 197V195H16L15 194V191L13 192V191H11V190H9ZM43 188V187H42ZM126 188V187H125ZM124 188V189H125ZM130 188V187H129ZM16 189V188H15ZM25 189V188H24ZM49 189V188H48ZM52 189V188H51ZM95 189V188H94ZM127 189V188H126ZM132 189H134V188H132ZM227 189V188H226ZM233 189V188H232ZM236 189V188H235ZM235 189H233V190H235ZM247 189V188H246ZM20 190V189H19ZM88 190V189H87ZM113 190V189H112ZM128 190V189H127ZM130 190V189H129ZM136 190H138V188L136 189ZM214 190V189H213ZM57 191H58V189H57ZM114 191V190H113ZM112 191V192H113ZM133 191V190H132ZM263 191V190H262ZM261 191V192H262ZM36 192V191H35ZM136 192V191H135ZM24 193V192H23ZM117 193V192H116ZM128 193V192H127ZM152 193H153V191H152ZM259 193V192H258ZM25 194V193H24ZM45 194V193H44ZM114 194V193H113ZM211 194V193H210ZM232 194V193H231ZM240 194V193H239ZM245 194V193H244ZM77 195V194H76ZM110 195V194H109ZM120 195V194H119ZM204 195H205V193H204ZM217 195V194H216ZM219 195V194H218ZM230 195V194H229ZM236 195V194H235ZM25 196V195H24ZM33 196V195H32ZM50 196V195H49ZM58 196V195H57ZM73 196H74V194H73ZM72 196V197H73ZM89 196V195H88ZM126 196V195H125ZM132 196V195H131ZM137 196V195H136ZM153 196V195H152ZM152 196L150 197V198H152ZM232 196V195H231ZM7 197V198H6ZM53 197V196H52ZM59 197H60V195H59ZM58 197V198H59ZM116 197V196H115ZM134 197V196H133ZM133 197H132V199H133ZM212 197V196H211ZM238 197V196H237ZM22 198V197H21ZM26 198V197H25ZM123 198V197H122ZM149 198V199H150ZM214 198V197H213ZM252 198V197H251ZM250 198V199H251ZM30 199V198H29ZM74 199V198H73ZM72 199V200H73ZM198 199V198H197ZM56 200V199H55ZM124 200H126V199H124ZM130 200H131V198H130ZM136 200V201H137ZM193 200H194V202H193ZM23 201V200H22ZM58 201H60V200H58ZM79 201V200H78ZM1 202V201H0ZM18 201H16V203H17ZM20 202V201H19ZM18 202V203H19ZM47 202V201H46ZM56 202H57V200H56ZM61 202V201H60ZM86 202V201H85ZM84 202V203H85ZM113 202V201H112ZM124 202V201H123ZM131 202V201H130ZM138 202V203H139ZM147 202H149L148 200H147ZM153 202V201H152ZM17 203V204H18ZM49 203V202H48ZM94 203V202H93ZM126 203V202H125ZM133 203L135 204V202H134V200H133ZM132 203V204H133ZM203 203V202H202ZM208 203V202H207ZM21 204V202L18 204V206L17 207H19V205ZM24 204V203H23ZM43 204H44V202H43ZM46 204V203H45ZM233 204V203H232ZM257 204V203H256ZM2 205V204H1ZM26 205V204H25ZM25 205H23V206H25ZM92 205V204H91ZM115 205V204H114ZM145 205V204H144ZM155 205V204H154ZM159 205V206H160ZM240 205V204H239ZM9 206V207H8ZM21 206V205H20ZM41 206V205H40ZM44 206V205H43ZM84 206V205H83ZM96 206V205H95ZM211 206V205H210ZM219 206V205H218ZM2 207V206H1ZM42 207V206H41ZM48 207V206H47ZM92 207V206H91ZM127 207V206H126ZM160 207V208H161ZM171 207H173V209L174 210H172V208ZM193 207V206H192ZM198 207V206H197ZM10 208V209H9ZM15 208H16V204H15ZM20 208V207H19ZM18 208V209H19ZM43 208V207H42ZM57 208H58V206H57ZM143 208V207H142ZM158 208V207H157ZM171 209L170 211H167V213H166V211H165V209ZM189 208V207H188ZM17 209V210H18ZM21 209V208H20ZM22 209H23V207H22ZM145 209V208H144ZM184 209V210H183ZM28 210V209H27ZM48 210V209H47ZM71 210V209H70ZM117 210V209H116ZM176 210H178V212H179V210H180V212L178 213ZM200 210V209H199ZM209 210V209H208ZM211 210V209H210ZM213 210V209H212ZM2 211H3V209H2ZM22 211H24V210H20V212H19V210H18V213H16L15 214V212L13 213V215L15 214L16 216H17V218H16V216H15V218L19 221V219H24L25 217H26V215H25V217H21V213H23ZM43 211V210H42ZM115 211V212H114ZM121 211V210H120ZM152 211V210H151ZM182 211V212H181ZM201 211V210H200ZM197 212V211H196ZM24 213H26V212H24ZM34 213V212H33ZM74 213V212H73ZM92 213V212H91ZM98 213V212H97ZM168 213H170L169 214V216H168ZM195 213V212H194ZM4 214H5V212H4ZM36 214H38V213H36ZM58 214V213H57ZM61 214V213H60ZM126 214V213H125ZM144 214H146V213H144ZM149 214V213H148ZM159 214V213H158ZM245 214V213H244ZM249 214V213H248ZM7 215V213L5 214V216ZM11 215V214H10ZM10 215H9V218H10ZM35 215V214H34ZM33 215V216H34ZM51 215V214H50ZM92 215V214H91ZM132 215V214H131ZM2 216V215H1ZM32 216V215H31ZM36 216V215H35ZM42 216V215H41ZM44 216H45V214H44ZM60 216V215H59ZM119 216V215H118ZM193 216V215H192ZM216 216V215H215ZM4 217V216H3ZM7 217H8V215H7ZM6 217V218H7ZM12 217V216H11ZM21 217V218H20ZM28 217V216H27ZM26 217V218H27ZM64 217V216H63ZM87 217V216H86ZM98 217V216H97ZM134 217V216H133ZM202 217V216H201ZM204 217V216H203ZM254 217H255V232H256V235L258 234V231H259V225H258V211L256 210V208L254 209ZM8 218V219H9ZM13 218V217H12ZM32 218V217H31ZM40 218V217H39ZM50 218V217H49ZM57 218V217H56ZM60 218V217H59ZM153 218V217H152ZM193 218V217H192ZM46 219V218H45ZM55 218H53L52 220H54ZM204 219V218H203ZM11 220V219H10ZM35 220V219H34ZM42 220V219H41ZM51 220V221H52ZM70 220V219H69ZM72 220V219H71ZM195 220V219H194ZM2 221V220H1ZM8 221V220H7ZM21 221V220H20ZM55 221V220H54ZM58 221V220H57ZM161 221V222H162ZM4 221H2V223H3ZM67 222H69V221H67ZM153 222V221H152ZM193 222V221H192ZM199 222V221H198ZM1 223V222H0ZM18 223V222H17ZM21 223V222H20ZM22 223H24V220H23V222ZM25 223H27L26 221H25ZM24 223V224H25ZM41 223V222H40ZM72 223V222H71ZM191 223V222H190ZM195 223V222H194ZM7 224V223H6ZM6 224H4V225H6ZM33 224V223H32ZM37 224V223H36ZM44 224V223H43ZM100 224V223H99ZM156 224V223H155ZM170 224H172L173 225V229L171 228V226H170ZM185 224V223H184ZM193 224V223H192ZM21 226L23 225V224H20ZM19 225V223H18V229H17V232H18V238H19V246L17 247V254H18V256H23V255H21L22 253H24V252H26V253H24L25 255H24V259H22V260H24V261H22L23 262V264H29V262H30V258L31 257H29L30 256V252H29V250H30V246H29V244H28V242H27V238H30L29 236H28V234L29 233H27L26 234V237H24V234L23 235H21V237H20V234H22L21 233V231H22V229H24L25 230V228H21V226ZM26 225V224H25ZM30 225V224H29ZM41 225V224H40ZM101 225V224H100ZM160 225H158V226H160ZM190 225V224H189ZM6 226H10V224L9 225H6ZM26 226H28V225H26ZM26 226H23V227H26ZM151 226V225H150ZM155 226V225H154ZM157 226V225H156ZM175 226H177V227H175ZM193 226V225H192ZM198 226H199V224H198ZM1 227V226H0ZM44 227V226H43ZM189 227H191V226H189ZM7 228V227H6ZM6 228L5 227H3L2 229L4 230H6ZM37 228V227H36ZM48 228V227H47ZM157 228V227H156ZM155 228V229H156ZM28 229V228H27ZM26 229V230H27ZM65 229V228H64ZM153 229H154V227H153ZM154 229V230H155ZM168 229V230H167ZM179 229V228H178ZM189 229V228H188ZM193 229V228H192ZM5 230H4V232H5ZM14 230V229H13ZM25 230V231H26ZM58 230V229H57ZM73 230V229H72ZM153 230V231H154ZM160 230V229H159ZM194 230V229H193ZM1 231V230H0ZM9 231V230H8ZM102 231H104V230H102ZM177 231V230H176ZM175 231V232H176ZM199 231V230H198ZM27 232V231H26ZM45 232V231H44ZM158 232V231H157ZM189 232H190V230H189ZM252 232V231H251ZM25 233V232H24ZM54 233V232H53ZM110 233V232H109ZM151 233V232H150ZM191 233V232H190ZM240 233V232H239ZM13 234V233H12ZM43 234V233H42ZM81 234V233H80ZM87 234V233H86ZM145 234V233H144ZM177 234H178V232H177ZM189 234V233H188ZM208 234V233H207ZM241 234V233H240ZM1 235H3V234H1ZM5 235V234H4ZM79 235V234H78ZM140 235V234H139ZM146 235V234H145ZM186 235V234H185ZM242 235V234H241ZM64 236V235H63ZM68 236V235H67ZM234 236V235H233ZM160 237V236H159ZM177 237V236H176ZM26 238V239H25ZM103 238V237H102ZM164 238H165V236H164ZM179 238V237H178ZM186 238V237H185ZM201 238V237H200ZM246 238V237H245ZM84 239V238H83ZM24 240H26V241H24ZM30 240H32V239H30ZM75 240H77V239H75ZM87 240V239H86ZM105 240V239H104ZM144 240V239H143ZM179 240V239H178ZM21 241V242H20ZM91 241V240H90ZM162 241V240H161ZM171 241V242H170ZM188 241V240H187ZM201 241V240H200ZM11 242H13V241H11ZM106 242V241H105ZM204 242V241H203ZM263 242V241H262ZM38 243V242H37ZM165 243V244H166ZM173 243V244H172ZM188 243V242H187ZM42 244V243H41ZM44 244V243H43ZM83 244V243H82ZM105 244V243H104ZM149 244V243H148ZM172 244V245H171ZM178 244V243H177ZM11 245V244H10ZM75 245V244H74ZM185 245V244H184ZM262 245V244H261ZM33 246V245H32ZM32 246H31V248H32ZM44 246V245H43ZM76 246V245H75ZM78 246V245H77ZM182 246V245H181ZM13 247H14V245H13ZM16 247V246H15ZM80 247V246H79ZM246 247V246H245ZM33 248H34V246H33ZM32 248V249H33ZM39 248V247H38ZM103 248V247H102ZM186 248V247H185ZM222 248V247H221ZM243 248V247H242ZM12 249V248H11ZM35 249V248H34ZM148 249V248H147ZM151 249V248H150ZM149 249V250H150ZM169 250H170V248H168ZM171 249H173L172 247H171ZM174 249H175V247H174ZM173 249V250H174ZM179 249V248H178ZM76 250V249H75ZM180 250H182V252H185V251H183V249H180ZM180 250H179V252H180ZM247 250H249V249H247ZM33 251V250H32ZM88 251V250H87ZM148 251V250H147ZM176 251V250H175ZM174 251V252H175ZM191 251V250H190ZM235 251V250H234ZM251 251V250H250ZM178 252V251H177ZM53 253V252H52ZM56 253V252H55ZM181 253V252H180ZM198 253V252H197ZM229 253V252H228ZM251 253V252H250ZM7 254V253H6ZM31 254H32V252H31ZM36 254V253H35ZM92 254V253H91ZM175 254V253H174ZM178 254V253H177ZM187 254V253H186ZM206 254V253H205ZM16 255V254H15ZM15 255H14V257H15ZM41 255V254H40ZM123 255V254H122ZM184 255V254H183ZM238 255V254H237ZM39 256V255H38ZM175 256V255H174ZM197 256H198V254H197ZM177 257H179V256H177ZM19 258V257H18ZM18 258H17V260H18ZM34 258V257H33ZM54 258V257H53ZM56 258V257H55ZM175 258V257H174ZM12 259V258H11ZM39 259V258H38ZM155 259V258H154ZM179 259V258H178ZM206 259V258H205ZM209 259H210V257H209ZM246 259V258H245ZM244 259V260H245ZM32 261V260H31ZM152 261V260H151ZM170 261H172V260H170ZM175 261V260H174ZM180 261V260H179ZM184 261H185V259H184ZM226 261V260H225ZM22 262H21V264H22ZM34 262V261H33ZM45 262V261H44ZM80 262V261H79ZM148 262V261H147ZM161 262V261H160ZM181 262V261H180ZM211 262V261H210ZM261 262V261H260ZM157 263V262H156ZM163 263V262H162ZM193 263V262H192ZM15 264H16V262H15ZM34 264H35V262H34ZM41 264V263H40ZM42 264H43V260H42Z\"/></svg>",
	"mask_w": 264,
	"mask_h": 264
}]
</instances>
